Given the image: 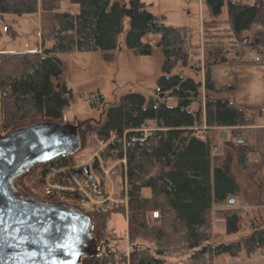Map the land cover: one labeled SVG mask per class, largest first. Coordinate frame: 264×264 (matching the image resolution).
Returning <instances> with one entry per match:
<instances>
[{
	"label": "trees",
	"instance_id": "trees-1",
	"mask_svg": "<svg viewBox=\"0 0 264 264\" xmlns=\"http://www.w3.org/2000/svg\"><path fill=\"white\" fill-rule=\"evenodd\" d=\"M70 2L75 9L64 8L61 0L53 1L55 26L51 46L0 51V83L4 90L2 132L62 116L74 94L63 76L64 62L58 56L61 51L115 49L123 38L125 45L136 53L150 54L154 45L143 41V36L159 31L156 45L163 52L162 74L157 78L155 94L147 97L142 92L130 91L109 107L104 120L90 119L79 125L81 143L94 136L104 144L103 150L89 161L99 190L107 189L101 163L123 157L124 151L127 159L122 178L126 180L128 211L114 207L92 212V230L97 237L103 236L112 213L119 211L127 215L132 242L129 257L125 243L119 241L81 264H178L173 256L183 255L187 264H216L214 259L222 252L235 254L243 246L249 252L264 247V226L260 224L239 240H218L221 231L216 229V220L222 222L227 232L238 230L240 208L228 199L238 185L228 169L213 165L212 142L204 136L210 128L229 127L230 134L237 138L238 163L253 166L249 152L256 150L264 155V125L256 123L261 107L251 105L254 111L249 116L235 99L222 97V92L232 86L215 85L208 65L202 80L180 71L193 54L190 29L166 22L165 16L153 13L146 1ZM203 2L209 15L203 19L206 52L211 45L220 46L223 36L234 35L242 40L243 31L255 22L260 26L249 41L253 48L264 51V0ZM224 5L227 15L221 17ZM38 8L39 0H0L1 13L21 15ZM223 21L228 26L223 27ZM194 66L200 68L197 63ZM176 67L180 70L175 71ZM98 95L100 99L92 104L104 101L101 91ZM196 100L198 107L190 108ZM147 127L153 129L151 133L145 132ZM113 135L116 139L110 142ZM70 159L68 154L38 162L16 177L17 185L24 192L45 199L44 184L50 167L68 165ZM78 170L81 177L91 180L82 167ZM155 210L158 216L153 214Z\"/></svg>",
	"mask_w": 264,
	"mask_h": 264
},
{
	"label": "rangeland",
	"instance_id": "rangeland-1",
	"mask_svg": "<svg viewBox=\"0 0 264 264\" xmlns=\"http://www.w3.org/2000/svg\"><path fill=\"white\" fill-rule=\"evenodd\" d=\"M64 8L75 9L70 0H61ZM153 13L164 15V20L171 24L186 25L190 29V39L193 45L192 56L188 65L176 67L175 71H184L186 75L203 79L206 65L210 67L215 85H231L222 92V97L235 99L242 104L249 116L254 109L251 105L261 107V114L256 123L264 125V51L253 48L252 38L260 26L255 22L249 29L243 31V39L226 35L220 41V46L211 45L206 52L203 45V19L208 11L203 0H144ZM254 2L255 0H236ZM45 9V4H44ZM226 5L221 17H226ZM50 13L44 12L42 20L33 13L16 14L0 12V51H25L22 49L37 48L40 33L46 46L52 45ZM222 26H228L221 22ZM159 31H150L143 36V41L154 45L150 54H140L121 44L115 49H99L87 51H61L58 56L64 62L63 76L73 89L74 98L65 108L61 122L80 125L85 120L102 121L109 107L130 91L144 93L147 97L155 94L157 78L162 74L163 52L156 45L160 38ZM217 48V49H216ZM224 57L223 60L216 59ZM200 65V68L194 66ZM210 63V64H208ZM99 91L104 94V101L97 102ZM199 101H193L190 108H197ZM203 133V132H202ZM212 142L213 165L228 169L231 177L238 185L231 196L239 210L238 230L227 232L220 220H216V229L221 231L219 241L239 240L250 233L253 226H264V155L258 151L249 152L253 166L245 167L238 163L235 145L237 138L230 134L229 127L210 128L204 133ZM88 141V142H87ZM82 142L78 149L71 154V161L76 165L89 163L96 153H100L104 144L94 136ZM114 158L103 161L105 167H110ZM216 170H213L215 179ZM119 178L120 188L116 196L125 197V178ZM117 178V180H118ZM116 180V181H117ZM110 188V182H108ZM229 197L228 199H230ZM128 199V198H127ZM214 207H217L214 205ZM125 236L123 238L112 237ZM105 252L117 242H124L129 257L132 242L129 239V228L126 216L122 212H113L108 222V231L103 234ZM100 241V237H98ZM178 264H187L185 256H173ZM214 261L216 264H264V247L248 251L245 246L237 253L222 252Z\"/></svg>",
	"mask_w": 264,
	"mask_h": 264
},
{
	"label": "water",
	"instance_id": "water-1",
	"mask_svg": "<svg viewBox=\"0 0 264 264\" xmlns=\"http://www.w3.org/2000/svg\"><path fill=\"white\" fill-rule=\"evenodd\" d=\"M80 144L79 125L58 120L0 133V264H81L98 253L90 213L26 193L16 182L34 164L72 154ZM82 169L98 185L90 163Z\"/></svg>",
	"mask_w": 264,
	"mask_h": 264
},
{
	"label": "built area",
	"instance_id": "built-area-1",
	"mask_svg": "<svg viewBox=\"0 0 264 264\" xmlns=\"http://www.w3.org/2000/svg\"><path fill=\"white\" fill-rule=\"evenodd\" d=\"M3 94L4 90L0 83V113L3 109ZM146 133H151L153 130L150 127L144 128ZM116 136L110 137L109 141L114 142ZM127 143H125L126 147ZM126 153L121 158H115L114 162L110 167H105L102 162V167L106 174L107 179L110 182V188L106 190H99L93 185V181L83 178L80 176L77 165L68 164L61 166L59 168L51 166L50 173L47 176V180L44 184V193L46 197L50 200L57 198L74 200L76 204L86 212H99L108 211L114 207H121L128 211V196L126 189L125 180V197L116 196L120 186L119 178L126 171ZM118 178V180H117ZM117 180V181H116ZM67 197V198H66ZM154 215H158V211H154ZM107 238L100 237V245L98 254L105 251L104 242Z\"/></svg>",
	"mask_w": 264,
	"mask_h": 264
},
{
	"label": "crops",
	"instance_id": "crops-1",
	"mask_svg": "<svg viewBox=\"0 0 264 264\" xmlns=\"http://www.w3.org/2000/svg\"><path fill=\"white\" fill-rule=\"evenodd\" d=\"M53 1L54 0H39V8L38 11L33 12V14H36L39 16V19L42 20V15L44 12L50 13L52 20L50 21L49 27L51 31V36H52V31L55 26V19H54V6H53ZM44 4H45V9H44ZM62 4V1H61ZM73 8H76V6L72 5ZM45 46V42L42 39V34L40 33V41L38 42L37 48H30V49H22V50H41V48ZM226 128V126H224ZM217 129V128H216Z\"/></svg>",
	"mask_w": 264,
	"mask_h": 264
},
{
	"label": "flooded vegetation",
	"instance_id": "flooded-vegetation-1",
	"mask_svg": "<svg viewBox=\"0 0 264 264\" xmlns=\"http://www.w3.org/2000/svg\"><path fill=\"white\" fill-rule=\"evenodd\" d=\"M2 132V131H1Z\"/></svg>",
	"mask_w": 264,
	"mask_h": 264
}]
</instances>
